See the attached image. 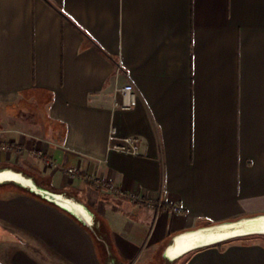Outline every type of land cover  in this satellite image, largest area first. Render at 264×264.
Returning a JSON list of instances; mask_svg holds the SVG:
<instances>
[{
	"label": "crops",
	"instance_id": "1",
	"mask_svg": "<svg viewBox=\"0 0 264 264\" xmlns=\"http://www.w3.org/2000/svg\"><path fill=\"white\" fill-rule=\"evenodd\" d=\"M127 83L138 102L121 109ZM126 137L138 153L112 147ZM38 151L59 167L31 177L91 223L0 190V264H264L258 238L166 253L264 214V0H0V169Z\"/></svg>",
	"mask_w": 264,
	"mask_h": 264
},
{
	"label": "bare ground",
	"instance_id": "2",
	"mask_svg": "<svg viewBox=\"0 0 264 264\" xmlns=\"http://www.w3.org/2000/svg\"><path fill=\"white\" fill-rule=\"evenodd\" d=\"M5 181L19 182L23 186L28 187L31 191L40 193L42 196L47 197L49 200L73 212L86 222L91 223L92 216L83 204L64 194L40 186L34 178L22 171L13 168L0 169V182ZM251 232H264V214L235 222L224 223L211 228H200L183 233L175 238V241L167 248L166 253L171 259H175L188 249L199 244L211 243L231 236L244 235Z\"/></svg>",
	"mask_w": 264,
	"mask_h": 264
},
{
	"label": "built area",
	"instance_id": "3",
	"mask_svg": "<svg viewBox=\"0 0 264 264\" xmlns=\"http://www.w3.org/2000/svg\"><path fill=\"white\" fill-rule=\"evenodd\" d=\"M119 90L122 95V99L115 100V105L117 107L121 109H131L134 106H136L138 102L137 92L132 83H127L123 85ZM110 137L112 139H117V134H116L115 129H112ZM139 146H140V140L138 137H126V138L119 140V142L112 144V147L117 150H120L123 152L135 153V154L139 152ZM37 155L40 158H42V160L50 167L52 168L59 167V164L54 158L44 154L41 151H38ZM66 172L71 177H75L80 174V170L76 167H69L66 170ZM90 179L93 181V183L96 185L97 188H103L114 195L125 194L129 199L134 200V201H138V202L142 201V197L138 193L136 192L124 193L117 185H115L114 183L106 179H102L99 177H90ZM172 210L175 213H180L182 211V207H180L179 205H175L172 207Z\"/></svg>",
	"mask_w": 264,
	"mask_h": 264
},
{
	"label": "rangeland",
	"instance_id": "4",
	"mask_svg": "<svg viewBox=\"0 0 264 264\" xmlns=\"http://www.w3.org/2000/svg\"><path fill=\"white\" fill-rule=\"evenodd\" d=\"M4 110H6L4 108ZM9 112V111H7ZM8 144V143H7ZM24 150V149H23ZM22 151V149H21ZM25 151V150H24ZM20 154H18L17 156V162L18 164H21L25 171H23L25 174H28L30 176H33L35 178V180L42 184V183H48V175L49 172L48 170H50L52 167H50L49 165H47L42 158H40L38 155H30L28 157L25 156V154L22 152H19ZM17 168V167H14ZM19 169V168H18ZM0 190H2L1 192H3V194H10L12 192H18L20 190H24L27 192H31V190L27 187H23L21 186L19 183L17 182H13V181H6L3 183H0ZM247 239V238H258L261 241H264V234H253V235H249V236H241L238 237L236 239ZM235 240V239H233ZM185 256L176 259L175 261H169L165 258H162L161 261H159V259H157L155 261V264H180L182 262V260L184 259ZM154 264V261H152Z\"/></svg>",
	"mask_w": 264,
	"mask_h": 264
},
{
	"label": "water",
	"instance_id": "5",
	"mask_svg": "<svg viewBox=\"0 0 264 264\" xmlns=\"http://www.w3.org/2000/svg\"><path fill=\"white\" fill-rule=\"evenodd\" d=\"M5 182H6V181H5ZM13 182H16V181H13ZM0 183H3V182H0ZM17 183H19V182H17ZM19 184H21V183H19ZM33 192H35V193L38 194V195H41L40 193H37L36 191H33ZM41 196H42V195H41ZM43 197H44V196H43ZM45 198H47V197H45ZM47 199H48V198H47ZM50 201H51V200H50ZM53 202H54V201H53ZM55 203H56V202H55ZM253 217H255V216H253ZM248 218H251V217H248ZM243 219H245V218H243ZM239 220H241V219H238V220H235V221H239ZM235 221H231V222H235ZM226 223H230V222H226ZM221 224H224V223L215 224V225H211V226H207V227H203V228H204V229H206V228H211V227H215V226H218V225H221ZM203 228H201V229H203ZM253 234H264V232H251V233L244 234V235H235V236H231V237H228V238H225V239H222V240H219V241L211 242V243L199 244V245H197V246H195V247H192V248L188 249V250L185 251L184 253H186V252H188V251H190V250H193V249H196V248L202 247V246L211 245V244H218V243H222V242H226V241H230V240L236 239V238L241 237V236H248V235H253ZM174 241H175V239H174Z\"/></svg>",
	"mask_w": 264,
	"mask_h": 264
}]
</instances>
